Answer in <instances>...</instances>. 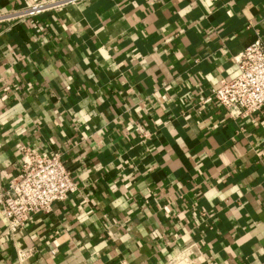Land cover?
I'll use <instances>...</instances> for the list:
<instances>
[{"label": "crops", "instance_id": "0c3cea01", "mask_svg": "<svg viewBox=\"0 0 264 264\" xmlns=\"http://www.w3.org/2000/svg\"><path fill=\"white\" fill-rule=\"evenodd\" d=\"M256 38L264 0H85L0 22V182L25 144L79 183L15 234L0 211V264H264V106L204 102Z\"/></svg>", "mask_w": 264, "mask_h": 264}, {"label": "built area", "instance_id": "2783aa9c", "mask_svg": "<svg viewBox=\"0 0 264 264\" xmlns=\"http://www.w3.org/2000/svg\"><path fill=\"white\" fill-rule=\"evenodd\" d=\"M85 0H37L0 12V22L21 21L48 10L62 9ZM239 69L232 78L221 79L204 102L215 101L233 117L246 116L264 106V39L256 38L236 56ZM21 165L8 182H0V211L7 233L25 227L32 214L49 213L53 204L78 191L79 183L66 167L60 152H39L20 144ZM23 260L28 251H19Z\"/></svg>", "mask_w": 264, "mask_h": 264}]
</instances>
